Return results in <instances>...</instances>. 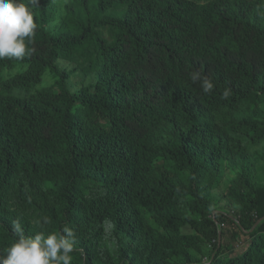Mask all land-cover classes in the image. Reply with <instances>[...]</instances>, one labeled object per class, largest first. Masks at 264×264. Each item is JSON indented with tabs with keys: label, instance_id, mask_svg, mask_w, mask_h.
Returning a JSON list of instances; mask_svg holds the SVG:
<instances>
[{
	"label": "trees",
	"instance_id": "obj_1",
	"mask_svg": "<svg viewBox=\"0 0 264 264\" xmlns=\"http://www.w3.org/2000/svg\"><path fill=\"white\" fill-rule=\"evenodd\" d=\"M25 3L35 52L0 59V251L47 216L72 264H264V0Z\"/></svg>",
	"mask_w": 264,
	"mask_h": 264
},
{
	"label": "clouds",
	"instance_id": "obj_2",
	"mask_svg": "<svg viewBox=\"0 0 264 264\" xmlns=\"http://www.w3.org/2000/svg\"><path fill=\"white\" fill-rule=\"evenodd\" d=\"M36 29L33 13L25 0H0V59L21 60L32 55L35 48L28 45L32 43ZM190 79L193 83L200 82L204 94L212 93L214 84L209 77L193 71ZM231 94V89L225 87L221 99L227 100ZM33 223L40 230L27 236L20 219L12 221V232L16 238L0 251V264H72L71 254L77 242L74 229L65 224L59 232H48L46 226L52 221L47 216Z\"/></svg>",
	"mask_w": 264,
	"mask_h": 264
},
{
	"label": "rangeland",
	"instance_id": "obj_3",
	"mask_svg": "<svg viewBox=\"0 0 264 264\" xmlns=\"http://www.w3.org/2000/svg\"><path fill=\"white\" fill-rule=\"evenodd\" d=\"M224 196H226V194H224L223 196H221L220 198H218L216 201H214L213 204L214 205H217L218 202H220V200H221V202L223 204V202L225 201ZM181 233H183L185 235H190L191 234V230H190V228L186 227V228L183 229V231H181Z\"/></svg>",
	"mask_w": 264,
	"mask_h": 264
}]
</instances>
